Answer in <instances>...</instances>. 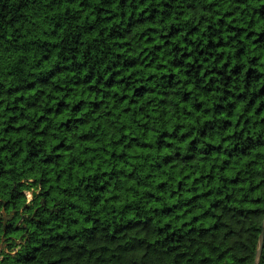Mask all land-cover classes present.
<instances>
[{
  "label": "trees",
  "instance_id": "obj_1",
  "mask_svg": "<svg viewBox=\"0 0 264 264\" xmlns=\"http://www.w3.org/2000/svg\"><path fill=\"white\" fill-rule=\"evenodd\" d=\"M263 219L264 0H0V264H253Z\"/></svg>",
  "mask_w": 264,
  "mask_h": 264
},
{
  "label": "water",
  "instance_id": "obj_2",
  "mask_svg": "<svg viewBox=\"0 0 264 264\" xmlns=\"http://www.w3.org/2000/svg\"><path fill=\"white\" fill-rule=\"evenodd\" d=\"M33 193H32V195H33ZM261 227H262V229H261V233H260L259 238H258V244H257V248H256V252H255V257H254L253 264H259V260H260V256H261V252H262V248H263V241H264V219L262 221V226Z\"/></svg>",
  "mask_w": 264,
  "mask_h": 264
},
{
  "label": "rangeland",
  "instance_id": "obj_3",
  "mask_svg": "<svg viewBox=\"0 0 264 264\" xmlns=\"http://www.w3.org/2000/svg\"><path fill=\"white\" fill-rule=\"evenodd\" d=\"M27 196H28V198H31L32 194L31 193H27Z\"/></svg>",
  "mask_w": 264,
  "mask_h": 264
}]
</instances>
